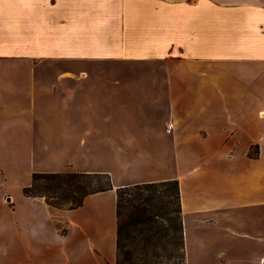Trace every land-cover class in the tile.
Listing matches in <instances>:
<instances>
[{"label": "crops", "instance_id": "0c3cea01", "mask_svg": "<svg viewBox=\"0 0 264 264\" xmlns=\"http://www.w3.org/2000/svg\"><path fill=\"white\" fill-rule=\"evenodd\" d=\"M262 112L264 0H0V264H117L116 188L169 179L186 264H264L233 215L264 207ZM34 172L113 188L60 208Z\"/></svg>", "mask_w": 264, "mask_h": 264}, {"label": "trees", "instance_id": "16d2710c", "mask_svg": "<svg viewBox=\"0 0 264 264\" xmlns=\"http://www.w3.org/2000/svg\"><path fill=\"white\" fill-rule=\"evenodd\" d=\"M112 188L107 172H34L22 192L73 209ZM116 214L117 264H186L177 179L117 187Z\"/></svg>", "mask_w": 264, "mask_h": 264}, {"label": "rangeland", "instance_id": "374dc122", "mask_svg": "<svg viewBox=\"0 0 264 264\" xmlns=\"http://www.w3.org/2000/svg\"><path fill=\"white\" fill-rule=\"evenodd\" d=\"M1 189H3V187H0V191ZM11 191L12 193L14 192V190L17 189V186L13 185L11 186ZM192 189L190 188V190L188 189V192L191 193ZM1 201V200H0ZM192 202V201H191ZM190 202V203H191ZM2 205V203H1ZM0 205V206H1ZM1 208V207H0ZM264 207H261L259 210L258 207H251V208H245L242 211H239V209H234L233 210V215H234V221L237 223H242L243 225H247L249 227H253L254 229L259 225V224H263L264 223V218H262L259 213L263 211ZM249 218V219H248ZM240 223V225H241ZM229 244L225 241H223V243L218 245V248H221L225 253L226 251L229 252ZM196 249H190L189 251H187L188 257H187V264H204L202 262V248L200 247H195ZM3 257H5V251L3 253ZM237 257V253L236 252H232L231 253V258Z\"/></svg>", "mask_w": 264, "mask_h": 264}, {"label": "bare ground", "instance_id": "6f19581e", "mask_svg": "<svg viewBox=\"0 0 264 264\" xmlns=\"http://www.w3.org/2000/svg\"><path fill=\"white\" fill-rule=\"evenodd\" d=\"M263 113V115H264V112H262Z\"/></svg>", "mask_w": 264, "mask_h": 264}]
</instances>
